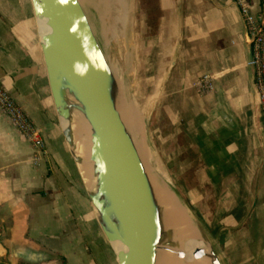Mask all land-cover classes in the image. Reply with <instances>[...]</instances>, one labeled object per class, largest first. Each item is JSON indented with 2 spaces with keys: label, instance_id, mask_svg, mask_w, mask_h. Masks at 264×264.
Instances as JSON below:
<instances>
[{
  "label": "crops",
  "instance_id": "0c3cea01",
  "mask_svg": "<svg viewBox=\"0 0 264 264\" xmlns=\"http://www.w3.org/2000/svg\"><path fill=\"white\" fill-rule=\"evenodd\" d=\"M143 1L142 14L138 1L127 11L147 30L137 39L135 22L129 64L156 120L150 141L166 147L167 162L188 151L184 162L198 163L189 193L213 211L208 225L229 244L230 264H264V118L237 0ZM246 1L264 14V0ZM41 37L31 0H0V83L46 143L35 165L31 143L0 110V264H119L65 141ZM204 74L214 87L201 94L194 84Z\"/></svg>",
  "mask_w": 264,
  "mask_h": 264
},
{
  "label": "water",
  "instance_id": "95a60500",
  "mask_svg": "<svg viewBox=\"0 0 264 264\" xmlns=\"http://www.w3.org/2000/svg\"><path fill=\"white\" fill-rule=\"evenodd\" d=\"M31 1L38 21L48 27L41 47L65 141L81 172L85 164L93 166L95 185L91 189L85 181L87 191L119 264H159L163 256L182 262L186 253L167 225L137 136L121 110L116 74L82 0ZM80 118L90 129L87 160L78 149ZM115 242L123 249L117 251ZM203 254L197 249L192 257ZM211 254L213 264H223L215 250Z\"/></svg>",
  "mask_w": 264,
  "mask_h": 264
},
{
  "label": "rangeland",
  "instance_id": "374dc122",
  "mask_svg": "<svg viewBox=\"0 0 264 264\" xmlns=\"http://www.w3.org/2000/svg\"><path fill=\"white\" fill-rule=\"evenodd\" d=\"M136 1H138V14H142V9H145L144 6L146 7L147 3L141 2L142 0ZM82 2L119 82L121 110L126 119L136 116L139 120L138 137L135 140L139 145L149 171L152 176L157 177L166 190L173 196L181 199L193 217L210 251L215 250L223 264H230L229 244L216 242L219 228L208 225L213 211L201 209L197 195L189 193V190L197 189L199 183V179L196 177L198 163L196 161L191 164L184 162L188 156L191 158L188 151V155H179L176 162H167L168 158L165 156L166 147L159 150L150 141V128L151 125L152 127L155 125L156 120L153 117L150 119L148 93L145 94L142 91L141 82L133 75L134 65L131 67L129 64V51L132 50L131 45L134 42L132 32L135 22L137 23L135 25L138 32L137 39H140L141 33L147 31L145 30L146 26L142 27L144 19L138 18L135 20L133 17H128L129 10L131 16L134 14L136 4L133 5V0H82ZM155 21L156 19H152L149 20V23H154ZM128 22L131 25L130 29H128L131 33L128 31L125 34ZM164 115L157 119V125L166 134V129L169 125H167ZM187 166L191 168L190 173L187 172V169L183 173L182 171L185 170L183 167L187 168ZM184 174L186 177H183ZM189 174L190 177H188ZM111 251L114 254L112 245ZM204 262H206V259Z\"/></svg>",
  "mask_w": 264,
  "mask_h": 264
},
{
  "label": "bare ground",
  "instance_id": "6f19581e",
  "mask_svg": "<svg viewBox=\"0 0 264 264\" xmlns=\"http://www.w3.org/2000/svg\"><path fill=\"white\" fill-rule=\"evenodd\" d=\"M39 23L41 26V33L44 35L48 31L46 20L39 19ZM125 120L135 133L139 123L138 118L133 116L127 119L125 118ZM77 131L79 154L85 160H87L90 155L91 140L90 136L88 135L90 132L88 134L86 133L87 131H90V129L85 120L81 118L77 120ZM81 169L87 185L92 189L95 185L93 166L90 164H85ZM152 180L159 201L163 206L167 225L171 229L173 237L175 241H177L179 248L186 253V257L182 262H175L171 258L163 256L160 258L159 264H213L211 251L202 238V234L200 233V230L193 217L190 215L181 199L173 196L168 190H166L158 181L156 176H152ZM113 246L117 251L123 249L122 244L119 242L113 243ZM197 249H204L205 254H203L200 258L193 259L192 254ZM205 259L206 262H204Z\"/></svg>",
  "mask_w": 264,
  "mask_h": 264
},
{
  "label": "built area",
  "instance_id": "2783aa9c",
  "mask_svg": "<svg viewBox=\"0 0 264 264\" xmlns=\"http://www.w3.org/2000/svg\"><path fill=\"white\" fill-rule=\"evenodd\" d=\"M246 28V38L251 46V64L255 72L256 88L264 118V14H254L246 0H237ZM201 94L213 90V77L204 74L194 84ZM0 110L23 134L33 147V163L39 165L45 153V139L40 128L29 118L23 106L0 83Z\"/></svg>",
  "mask_w": 264,
  "mask_h": 264
},
{
  "label": "trees",
  "instance_id": "16d2710c",
  "mask_svg": "<svg viewBox=\"0 0 264 264\" xmlns=\"http://www.w3.org/2000/svg\"><path fill=\"white\" fill-rule=\"evenodd\" d=\"M20 264H30V263L20 262Z\"/></svg>",
  "mask_w": 264,
  "mask_h": 264
}]
</instances>
